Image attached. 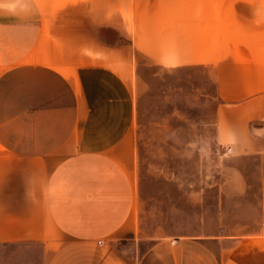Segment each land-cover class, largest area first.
Listing matches in <instances>:
<instances>
[{
	"label": "crops",
	"instance_id": "obj_1",
	"mask_svg": "<svg viewBox=\"0 0 264 264\" xmlns=\"http://www.w3.org/2000/svg\"><path fill=\"white\" fill-rule=\"evenodd\" d=\"M143 65L206 67L217 142L261 167L145 249ZM0 264H264V0H0Z\"/></svg>",
	"mask_w": 264,
	"mask_h": 264
},
{
	"label": "rangeland",
	"instance_id": "obj_2",
	"mask_svg": "<svg viewBox=\"0 0 264 264\" xmlns=\"http://www.w3.org/2000/svg\"><path fill=\"white\" fill-rule=\"evenodd\" d=\"M140 85L136 139L145 249L156 239L214 230L207 222L221 217L218 191L226 171L261 167L254 156L234 161L217 142L216 84L206 67L143 65Z\"/></svg>",
	"mask_w": 264,
	"mask_h": 264
}]
</instances>
